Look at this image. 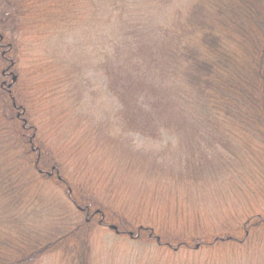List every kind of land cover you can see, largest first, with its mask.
I'll use <instances>...</instances> for the list:
<instances>
[{
  "label": "rangeland",
  "instance_id": "374dc122",
  "mask_svg": "<svg viewBox=\"0 0 264 264\" xmlns=\"http://www.w3.org/2000/svg\"><path fill=\"white\" fill-rule=\"evenodd\" d=\"M48 2L49 6L66 4L62 14L66 21L20 35L17 73L5 83L7 89L21 93L25 110L17 113L29 119L36 137L60 163L59 176L104 212L86 221L84 213L65 198L70 190L34 174L33 191L45 200L40 207L31 194L23 201L28 203L24 213L33 212L36 205L49 216L47 211L53 212L51 206L58 199L66 207L64 226L76 220L88 224L78 254L72 252L77 242L65 236L49 248L50 253L38 255L30 264H78L80 256L83 264H264V227L247 233L248 240L241 245L209 248L196 240L190 248L176 251L150 240L147 233L140 238L128 235L142 225L152 228L155 237L207 238L237 229L249 211L264 213V190L257 197L246 191L259 189L261 181L244 186L235 178L242 167L234 145L197 138L181 129L154 142L135 124L118 122L121 110L130 109L132 102L147 106L148 100H157L146 90L142 102L130 98L128 88L116 84L117 78H106L109 60L113 56L114 62V56L120 55L143 62L145 56L136 49L141 37L145 47H152V29L165 28L181 16L184 1L175 0L157 19L147 7L148 0ZM125 67L129 68L128 62ZM180 93L176 103L185 106ZM45 218L28 220L41 236L59 226ZM119 225L120 234L115 231Z\"/></svg>",
  "mask_w": 264,
  "mask_h": 264
},
{
  "label": "trees",
  "instance_id": "16d2710c",
  "mask_svg": "<svg viewBox=\"0 0 264 264\" xmlns=\"http://www.w3.org/2000/svg\"><path fill=\"white\" fill-rule=\"evenodd\" d=\"M48 1L51 0H0V264H30L38 255L50 253L49 248L54 249L65 236L77 242L72 252L78 254L76 248L85 244L82 237L86 236V221L104 212L59 176L60 163L36 137L29 119L17 113L25 110L21 93L7 89L5 83L17 73L20 35L44 31L42 27L66 21L62 15L66 4L49 6ZM183 1L185 10L181 16L166 23L165 28L152 29V47H145L141 37L136 49L145 56L143 62L124 60L120 55L114 56V62L113 56L109 60L106 78H117L116 84L128 88L130 98L141 101L142 90H146L157 100H148L147 106L132 102L130 109L121 110L118 122L135 124L154 142L179 129L225 146L229 142L241 159L242 169L235 178L244 186L261 181L257 190L245 187L257 197L264 190V0ZM174 2L148 0L147 7L155 11L153 19H157V14L167 11ZM125 62L129 64L127 69ZM104 66L105 63L102 69ZM149 78H159V82H149ZM179 91L185 106L176 103ZM34 174L44 176L61 190H70L65 198L84 213L86 221L76 220L64 226L61 222L66 207L58 199L51 206L53 212L47 211L49 216L39 212L36 205L32 206L33 212L24 213L28 203L23 201H28L31 194L40 207L45 200L33 191ZM263 214L249 211L237 229L199 240L155 237L152 228L142 225L128 235L140 238L147 233L150 240L174 251L190 248L196 240L209 248L214 244L241 245L247 242V233L264 227ZM32 216L33 222L48 217L59 226L41 236L38 227L29 224ZM122 230L119 225L115 231L120 234ZM79 259L78 264H83L81 256Z\"/></svg>",
  "mask_w": 264,
  "mask_h": 264
},
{
  "label": "water",
  "instance_id": "95a60500",
  "mask_svg": "<svg viewBox=\"0 0 264 264\" xmlns=\"http://www.w3.org/2000/svg\"><path fill=\"white\" fill-rule=\"evenodd\" d=\"M111 229H115V227H114V226H112V227H111Z\"/></svg>",
  "mask_w": 264,
  "mask_h": 264
}]
</instances>
